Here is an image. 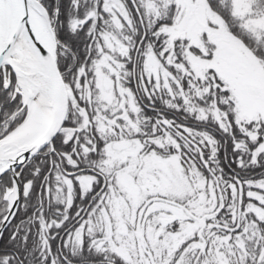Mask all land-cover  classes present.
<instances>
[{
  "label": "snow or ice",
  "instance_id": "snow-or-ice-1",
  "mask_svg": "<svg viewBox=\"0 0 264 264\" xmlns=\"http://www.w3.org/2000/svg\"><path fill=\"white\" fill-rule=\"evenodd\" d=\"M0 264H264V0H0Z\"/></svg>",
  "mask_w": 264,
  "mask_h": 264
}]
</instances>
